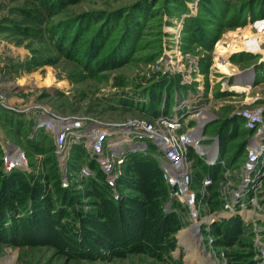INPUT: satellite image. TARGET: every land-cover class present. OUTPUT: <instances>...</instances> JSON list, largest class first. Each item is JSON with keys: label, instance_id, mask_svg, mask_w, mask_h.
Segmentation results:
<instances>
[{"label": "rangeland", "instance_id": "rangeland-1", "mask_svg": "<svg viewBox=\"0 0 264 264\" xmlns=\"http://www.w3.org/2000/svg\"><path fill=\"white\" fill-rule=\"evenodd\" d=\"M202 1L0 0V92L18 106L31 101L63 117L87 116L99 121L122 122L147 115L142 106L150 100V88L167 80L161 74L163 60L174 59L172 67L185 66L187 69L192 66V71L186 73L192 84L183 87L194 94L200 93L202 104H210L208 115L213 120L206 126L204 137L211 139L216 134L217 122L236 118L230 117L231 113L247 107L245 97H228L232 93L221 88L226 79L228 87L238 85L239 80L228 75L234 72V75L242 76L244 73L246 77L238 78L247 79L245 82L248 81L251 88L260 81V72L264 71V45L261 54H250L240 50V41L251 32V23L264 19V15L250 10L255 0H210L220 9L221 17L217 20L207 13H200ZM261 1L264 3V0ZM135 6L139 7V11H149L141 22L137 20L136 12L132 14ZM181 6L185 11L179 9ZM244 8L247 10L243 11ZM99 14L112 20L107 35L105 29L96 31V25L89 26L100 22ZM127 17L132 20L130 25L126 24ZM191 23L196 24L191 26ZM189 24L194 32L196 26H202L201 37L207 40L206 46L194 42L190 44L186 40L187 36L192 37L186 28ZM114 28L116 30L110 32ZM124 30L127 37L120 44L122 39L119 35ZM98 32L100 39L92 42V53L86 51L84 54L92 34ZM126 46L127 53L119 57V52ZM176 75L167 80L172 82L167 93L182 86L181 71ZM198 76L202 78L198 79ZM199 87L203 88V92ZM251 96L252 90L247 98ZM169 104L166 99L163 109ZM19 138L25 154L26 139L23 136ZM40 145L43 147V142ZM26 151L31 156V170L34 171L40 167L43 154L33 155L30 150ZM234 153L228 149L219 158L229 164ZM191 158L193 165L201 170L202 162L196 156ZM79 184H82L81 181ZM118 188L120 190L119 183ZM124 192L138 197L136 193ZM259 203L264 208V202ZM213 204L210 203L211 210ZM82 207L84 210L89 208ZM260 213L262 217L254 215L253 218H258L263 243L264 210ZM224 218L229 217L224 215ZM181 223L182 228L187 226V223ZM182 228L172 236L176 247L169 257L162 259L137 251H108L104 246L95 255L77 254L60 247L53 240L35 242L23 235L0 241V264H217L214 256L210 257L207 251L202 253L193 247L190 253L183 249L182 241L187 233L182 232ZM247 230L252 234L250 225ZM248 240L254 243L256 238L242 235L240 241H235L230 247L220 248L218 255L223 254L225 264H229L231 254L247 252L241 243L247 244ZM214 247L218 250L217 246ZM219 259L222 264V259Z\"/></svg>", "mask_w": 264, "mask_h": 264}, {"label": "built area", "instance_id": "built-area-1", "mask_svg": "<svg viewBox=\"0 0 264 264\" xmlns=\"http://www.w3.org/2000/svg\"><path fill=\"white\" fill-rule=\"evenodd\" d=\"M249 27L251 32L243 36L240 50L250 54L260 53L264 45V19L254 20ZM173 61L174 59L163 60L161 74L168 80L177 77L176 73L181 71L182 86L161 94V103L155 116L147 113L122 122L99 121L87 116L63 117L31 101L19 103L20 106L14 105L3 92H0V109L16 115L31 116L33 123L28 138L38 132L50 138L61 188L73 186L76 190H81L79 181L95 180L96 172L88 166V162H93L101 177L99 181L106 187L109 197L112 201H118L121 198L118 181L125 158L130 154L147 155L158 163L167 190L163 212L176 214L180 221L187 223L182 228V232L187 233L182 241L183 249L192 253L193 247L200 248L203 253L207 251L210 257L214 256L217 264H221L219 257L222 264H225L223 254L218 255L219 249L214 247L215 238L211 228L221 219L239 216L246 226L250 225L252 237L256 238L253 243L254 260L258 264H264V242L261 241L260 225L258 218H253L254 215L262 217L258 212L264 210L259 203L264 198V103L256 105L258 98H247L251 84L245 82L247 79L238 78L246 77L244 73L242 76L237 73L234 75V72L228 75L235 76L239 80L237 84L244 90H232L235 84L228 87L227 79L221 84L222 89L232 93L228 97L246 98L247 107L237 109L230 117L241 119L243 128L250 132L242 160L227 164L219 158L218 135L215 134L211 139L204 137L206 126L213 120L208 115L210 104H202L200 93L194 94L183 87L192 84L186 74L192 71V66L187 69L185 66L172 67ZM201 78L198 76V79ZM199 89L203 92V88ZM166 99L170 104L163 109ZM12 145L14 144L0 129L2 171L30 173L24 152ZM74 147H80L84 157L73 172L69 171L68 163ZM192 155L202 162V166L221 168V176L214 189L215 182L209 175H203L200 183H195L194 174L200 170L193 165ZM216 200L221 208L211 210L210 203ZM172 203L176 206H172ZM224 215L229 218L225 219ZM190 230L193 232H189Z\"/></svg>", "mask_w": 264, "mask_h": 264}, {"label": "trees", "instance_id": "trees-1", "mask_svg": "<svg viewBox=\"0 0 264 264\" xmlns=\"http://www.w3.org/2000/svg\"><path fill=\"white\" fill-rule=\"evenodd\" d=\"M181 7L179 9L185 11V8ZM133 10L132 14L136 12L137 20L140 22L149 12L145 9L139 11L138 6ZM245 10L247 8L243 11ZM250 10L253 13L257 10L256 13L264 15V3L255 0ZM202 12L216 17L217 20L221 17L220 9L210 0L201 2L200 13ZM99 16H101L100 22H93L94 24L89 26L96 25V31L103 28L107 35L112 20H107L104 14ZM199 20L201 21L202 17ZM130 21L132 22L127 17L126 24L130 25ZM197 21L193 20V22ZM139 23L136 24L137 27ZM191 24L186 28L192 37L196 36V38L187 36L186 40H189L190 44L194 42L199 46H206L207 40L201 37L202 26H196L194 32L190 25L194 26L196 23ZM115 30L114 28L110 32ZM125 35H127L126 30L120 32L119 38L122 39L119 40L120 44L126 39ZM91 38L84 54L86 51L92 53V42L100 39V33L92 34ZM127 51L126 46L119 52V57ZM171 87L172 82L166 80L150 88V100L146 106H142L146 113L151 116L158 113L161 92ZM32 123L30 117L0 109V128L11 140L10 142L21 147L22 150L19 136L26 139L24 151L30 169L32 161L26 149L33 155L43 154L39 169L35 168L30 173L18 170L4 173L0 160V241L10 240L11 237L21 238L25 235L35 242L53 240L70 252L90 254L89 256L95 255L97 250L102 251L104 246L108 251L124 253L137 251L158 259L169 257L170 252L176 247L172 236L182 228V223L176 214L163 212L162 208L167 201V190L161 178L159 165L154 159L141 154H130L125 158L118 182L122 196L118 201H112L109 197L106 187L99 181L101 177L93 162H88V166L95 170V180L81 181V190H76L73 186L64 189L60 187L50 138L42 132L28 138ZM217 125L216 135L219 137L220 155L232 149L235 156L231 164L241 161L250 135V132L243 128V121L239 118H226L217 122ZM41 142L43 147L40 145ZM83 155L84 152L80 147L72 148L68 163L69 171H76L77 163L83 159ZM203 175L212 178L215 182L214 189L221 176V168L202 166V169L194 174L196 184L200 183ZM124 191L136 193L138 197H132ZM171 205L176 206L173 203ZM219 205L216 200L212 209L217 210ZM82 206H88L90 209L84 210ZM247 228L239 216L215 223L211 228L215 246L218 249L226 248L235 244V241H240L242 235L252 237ZM241 244L243 249L247 248V252L231 254L229 264H256L253 260V243L248 240L247 244L244 242Z\"/></svg>", "mask_w": 264, "mask_h": 264}, {"label": "crops", "instance_id": "crops-1", "mask_svg": "<svg viewBox=\"0 0 264 264\" xmlns=\"http://www.w3.org/2000/svg\"><path fill=\"white\" fill-rule=\"evenodd\" d=\"M259 76H260V79H259L260 81L255 83L253 88H251L252 98H258L257 99L258 101L255 102L256 105H259V104H261V102L264 101V71H261ZM256 90H258V91L256 92ZM262 202H264V198H263Z\"/></svg>", "mask_w": 264, "mask_h": 264}, {"label": "bare ground", "instance_id": "bare-ground-1", "mask_svg": "<svg viewBox=\"0 0 264 264\" xmlns=\"http://www.w3.org/2000/svg\"><path fill=\"white\" fill-rule=\"evenodd\" d=\"M232 90H234V91H241V90H244V88L241 86V85H234L233 87H232ZM199 122H201V120L199 121ZM191 232H193L192 230H190ZM198 251L199 252H202V250H199L198 249ZM203 253V252H202Z\"/></svg>", "mask_w": 264, "mask_h": 264}, {"label": "water", "instance_id": "water-1", "mask_svg": "<svg viewBox=\"0 0 264 264\" xmlns=\"http://www.w3.org/2000/svg\"><path fill=\"white\" fill-rule=\"evenodd\" d=\"M12 146H13V147H16L15 145H12ZM13 147H12V148H13Z\"/></svg>", "mask_w": 264, "mask_h": 264}]
</instances>
